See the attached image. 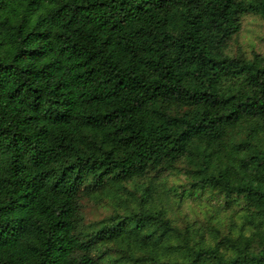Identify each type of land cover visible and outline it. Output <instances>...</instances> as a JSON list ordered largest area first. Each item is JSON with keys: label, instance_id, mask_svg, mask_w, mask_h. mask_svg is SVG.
Wrapping results in <instances>:
<instances>
[{"label": "trees", "instance_id": "1", "mask_svg": "<svg viewBox=\"0 0 264 264\" xmlns=\"http://www.w3.org/2000/svg\"><path fill=\"white\" fill-rule=\"evenodd\" d=\"M250 13L0 0V264H264V52L232 48Z\"/></svg>", "mask_w": 264, "mask_h": 264}, {"label": "rangeland", "instance_id": "2", "mask_svg": "<svg viewBox=\"0 0 264 264\" xmlns=\"http://www.w3.org/2000/svg\"><path fill=\"white\" fill-rule=\"evenodd\" d=\"M264 21L257 14H247L243 18L242 28L236 39L232 41V48H241L246 53L251 51L264 52ZM232 49V50H233Z\"/></svg>", "mask_w": 264, "mask_h": 264}]
</instances>
